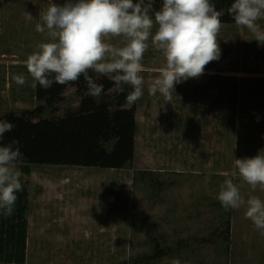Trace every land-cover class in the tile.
Wrapping results in <instances>:
<instances>
[{"label":"rangeland","instance_id":"1","mask_svg":"<svg viewBox=\"0 0 264 264\" xmlns=\"http://www.w3.org/2000/svg\"><path fill=\"white\" fill-rule=\"evenodd\" d=\"M48 4L0 0V118L43 106L24 62L47 40L35 25ZM217 39L220 59L198 78L175 84L170 101L148 92L165 64L149 41L144 94L125 106L134 110L136 124L127 167L31 166L22 172L16 202L21 196L25 207L24 264H135L154 256L150 264H264V235L245 218V207L225 210L217 199L220 185L232 179L245 199L264 200V191H253L234 167V159L264 149V45L232 24L223 23ZM110 42L122 44L120 38ZM21 74L22 86L13 80ZM82 98L70 87L33 121L74 113ZM2 216L0 232L18 222L16 210L8 216L12 223Z\"/></svg>","mask_w":264,"mask_h":264},{"label":"clouds","instance_id":"2","mask_svg":"<svg viewBox=\"0 0 264 264\" xmlns=\"http://www.w3.org/2000/svg\"><path fill=\"white\" fill-rule=\"evenodd\" d=\"M155 0H66L61 5L49 0L40 10L35 31L47 37L27 56L25 65L35 89L44 90L54 84L66 85L83 76L87 94L99 97L104 85L100 77L111 81L119 93L125 86L132 90L128 103L143 96L144 54L151 46L162 54L165 64L149 83L148 92L171 100L175 84L198 78L206 65L219 60L218 36L223 27V10L210 0H162L157 10ZM238 28L246 29L253 39L264 45V0H234L227 9ZM28 18L33 16L28 13ZM155 28V32L153 29ZM120 38L122 44L110 41ZM91 73L96 74L94 78ZM17 85H24V75H14ZM14 125L0 120V141ZM19 140L0 143V215L11 216L17 193L23 190L22 171L17 163L23 153ZM240 178L255 191H264V149L250 158L234 159ZM207 182V181H206ZM218 201L225 208L245 207V218L264 235V200L257 196L245 199L232 179L220 185Z\"/></svg>","mask_w":264,"mask_h":264},{"label":"trees","instance_id":"3","mask_svg":"<svg viewBox=\"0 0 264 264\" xmlns=\"http://www.w3.org/2000/svg\"><path fill=\"white\" fill-rule=\"evenodd\" d=\"M138 2V0H134ZM217 10H223L222 23L235 25L227 13L234 0H210ZM155 8L159 10L162 0H155ZM96 78L95 73H91ZM104 85V91L97 98L85 96L88 92L83 76L76 82L66 85L54 84L44 90L37 85L36 96L43 103L41 108L25 116L7 114L0 120L11 122L15 127L6 132L3 141L6 145L13 140H19V148L23 158L18 163L23 173H29L31 166H76L121 170L134 159L135 151V112L126 109V95L132 89L125 86V92L116 91L113 83L106 77L97 79ZM75 88L78 95L83 96L79 108L74 113H68L61 119H41L46 108L54 106L68 88ZM114 90L113 94H109ZM17 163V164H18ZM21 197V196H20ZM15 203L14 210L18 213L17 223L9 224L6 230L0 232V262L6 264H24L25 262V222L22 215L25 207L20 206L22 198ZM21 200V201H20ZM3 217V216H2ZM6 222L9 217H5ZM5 234V238L4 235ZM11 246V248H10ZM5 254V258H1ZM157 257L144 259L150 264Z\"/></svg>","mask_w":264,"mask_h":264}]
</instances>
